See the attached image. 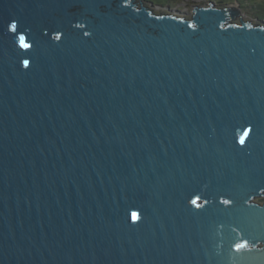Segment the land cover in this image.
<instances>
[{
    "label": "water",
    "instance_id": "water-1",
    "mask_svg": "<svg viewBox=\"0 0 264 264\" xmlns=\"http://www.w3.org/2000/svg\"><path fill=\"white\" fill-rule=\"evenodd\" d=\"M149 7L0 0V264H264V23Z\"/></svg>",
    "mask_w": 264,
    "mask_h": 264
},
{
    "label": "flooded vegetation",
    "instance_id": "flooded-vegetation-1",
    "mask_svg": "<svg viewBox=\"0 0 264 264\" xmlns=\"http://www.w3.org/2000/svg\"><path fill=\"white\" fill-rule=\"evenodd\" d=\"M144 3L146 4H154V1L151 0H142ZM192 0H188L187 2L185 1H180L178 3L184 2V7L182 5H179L178 8L176 9H170L169 7L167 8L169 11L178 13L182 16H184L185 18L189 17L193 10L196 8H203V7H208L211 9H228L229 11H234L235 14V20L236 21H240L242 20L244 17H248L249 19H244L243 21H264V10H251V9H246L244 10L243 8H253V5L257 6L260 5V2H258L257 0H232L230 2H228L227 4H223V3H218L213 1V0H209L206 3H192L190 5ZM262 4H264V1L262 2ZM264 9V6H263ZM258 14H262L261 16H259Z\"/></svg>",
    "mask_w": 264,
    "mask_h": 264
},
{
    "label": "rangeland",
    "instance_id": "rangeland-1",
    "mask_svg": "<svg viewBox=\"0 0 264 264\" xmlns=\"http://www.w3.org/2000/svg\"><path fill=\"white\" fill-rule=\"evenodd\" d=\"M136 1L139 2V3H142L140 0H136ZM151 1H154V0H151ZM180 1L187 2L188 0H156L155 2H153L154 3L153 5L152 4H150V5L157 6L159 8H168L169 7L170 9H173V8L176 9V8L179 7V5H182L184 7V2L178 3ZM208 1L209 0H192L190 5L192 3H194V5H195V3H206ZM213 1L217 2V4L218 3L227 4L228 2H230L232 0H213ZM257 1L260 2V5H257V6L253 5V8H243V9L244 10H246V9L261 10V11L264 10L263 9L264 4H262V2L264 0H257ZM146 6H148V5H146ZM159 8L155 9V13H158ZM162 11L165 12V10H162ZM244 19H249V18L248 17H244L242 20H244ZM262 23H264V21H260V22L253 21V22H250V24L253 25V26L262 25ZM253 201H254V203L263 204L264 203V196L255 198Z\"/></svg>",
    "mask_w": 264,
    "mask_h": 264
},
{
    "label": "clouds",
    "instance_id": "clouds-1",
    "mask_svg": "<svg viewBox=\"0 0 264 264\" xmlns=\"http://www.w3.org/2000/svg\"><path fill=\"white\" fill-rule=\"evenodd\" d=\"M142 3H141V7H145V8H150L149 6H152V5H148V4H146V3H144L142 0H140ZM134 3H136L135 5L138 7V8H140V3L139 2H137L136 0H134ZM146 5H148V6H146ZM152 7H155V8H159V7H157V6H152ZM159 9H161V10H165V12H168L167 14H176V16L177 17H184V16H182V15H180V14H178V13H175V12H170L167 8H159Z\"/></svg>",
    "mask_w": 264,
    "mask_h": 264
},
{
    "label": "snow or ice",
    "instance_id": "snow-or-ice-1",
    "mask_svg": "<svg viewBox=\"0 0 264 264\" xmlns=\"http://www.w3.org/2000/svg\"><path fill=\"white\" fill-rule=\"evenodd\" d=\"M11 27H12V29H15L16 28V25L15 24H12L11 25ZM21 39V44H22V47H25V48H27L28 47V45L27 44H25L23 41H24V38L23 37H21L20 38ZM27 64H28V62L27 61H25V65L27 66ZM193 203H196L195 201H193ZM224 203L225 204H228V203H230V201H227V200H225L224 201ZM244 247H247V245L246 244H242V245H237V249L239 250V249H241V248H244Z\"/></svg>",
    "mask_w": 264,
    "mask_h": 264
},
{
    "label": "trees",
    "instance_id": "trees-1",
    "mask_svg": "<svg viewBox=\"0 0 264 264\" xmlns=\"http://www.w3.org/2000/svg\"><path fill=\"white\" fill-rule=\"evenodd\" d=\"M259 16H261L262 14H258Z\"/></svg>",
    "mask_w": 264,
    "mask_h": 264
},
{
    "label": "bare ground",
    "instance_id": "bare-ground-1",
    "mask_svg": "<svg viewBox=\"0 0 264 264\" xmlns=\"http://www.w3.org/2000/svg\"><path fill=\"white\" fill-rule=\"evenodd\" d=\"M261 194H263V193H261ZM264 195V194H263Z\"/></svg>",
    "mask_w": 264,
    "mask_h": 264
}]
</instances>
